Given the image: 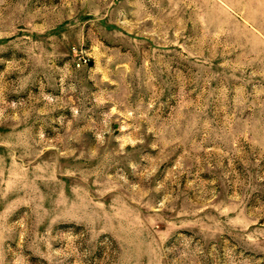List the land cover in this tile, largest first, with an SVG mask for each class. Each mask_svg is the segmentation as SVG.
I'll list each match as a JSON object with an SVG mask.
<instances>
[{
  "label": "rangeland",
  "instance_id": "rangeland-1",
  "mask_svg": "<svg viewBox=\"0 0 264 264\" xmlns=\"http://www.w3.org/2000/svg\"><path fill=\"white\" fill-rule=\"evenodd\" d=\"M0 264H264V0H0Z\"/></svg>",
  "mask_w": 264,
  "mask_h": 264
}]
</instances>
